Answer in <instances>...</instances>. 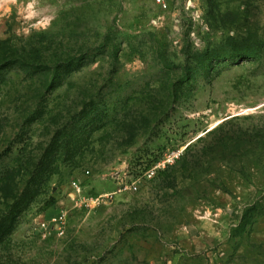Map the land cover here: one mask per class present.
Segmentation results:
<instances>
[{"label":"rangeland","instance_id":"1","mask_svg":"<svg viewBox=\"0 0 264 264\" xmlns=\"http://www.w3.org/2000/svg\"><path fill=\"white\" fill-rule=\"evenodd\" d=\"M0 70V264H264V0H0Z\"/></svg>","mask_w":264,"mask_h":264},{"label":"trees","instance_id":"2","mask_svg":"<svg viewBox=\"0 0 264 264\" xmlns=\"http://www.w3.org/2000/svg\"><path fill=\"white\" fill-rule=\"evenodd\" d=\"M244 43V42H243ZM236 44L238 50L237 51V54H239L240 56H247V55H250V53L248 52V48H249V43L247 42L246 44ZM245 46H243V45ZM8 65H18L20 67L24 66L25 62L21 59H13L12 61H9V63H7ZM0 73H1V70H0ZM223 127H221L220 129L217 130L218 133H222L220 137H218L217 139H215V141H217V144L214 145L212 144L211 145V148L212 149H216V148H219L220 146L225 148V149H230V148H234L235 149V146L234 147H231L232 144L230 143H234V139H238L239 141H241V138H243V136L245 138H250L253 139V137L255 138V136L253 135L254 132L253 131H249V132H252L248 134L247 133H241V134H238V135H231L230 133L228 132H223ZM247 134V136H246ZM246 140L244 139L242 142H245ZM192 170V166L190 165V162L185 161V163L183 164V167H182V171L184 172H190ZM28 204L31 202V199H28ZM14 209V208H13ZM12 212V215L14 216V218H17V216L19 215V213L17 212V209L15 208L14 211H11ZM10 217V215H8ZM6 232V231H5ZM1 234H4V233H1Z\"/></svg>","mask_w":264,"mask_h":264},{"label":"built area","instance_id":"3","mask_svg":"<svg viewBox=\"0 0 264 264\" xmlns=\"http://www.w3.org/2000/svg\"><path fill=\"white\" fill-rule=\"evenodd\" d=\"M168 1L169 0H156V2L164 7V8H167L168 7ZM183 152L182 150H178V151H172L170 153H167L166 154V157L163 161H161L160 163H157L153 168L152 170L150 171V175L151 176H154L155 173L157 172V168L159 166H161L162 164L165 166L166 164L168 163H174L175 161H177V159H179L181 156H182ZM137 188V187H136Z\"/></svg>","mask_w":264,"mask_h":264}]
</instances>
